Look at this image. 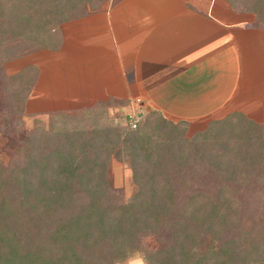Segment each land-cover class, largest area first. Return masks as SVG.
I'll return each mask as SVG.
<instances>
[{"label": "trees", "instance_id": "16d2710c", "mask_svg": "<svg viewBox=\"0 0 264 264\" xmlns=\"http://www.w3.org/2000/svg\"><path fill=\"white\" fill-rule=\"evenodd\" d=\"M225 1L264 24V0ZM98 7L0 0V68L57 49L62 22ZM147 116L124 134L110 125L53 128L56 116L25 133L10 166L0 160V264H116L137 250L146 264H264V121L234 110L188 141L158 109ZM118 145L113 153L130 155L136 185L127 201L106 179ZM156 231L160 245L146 246L142 235Z\"/></svg>", "mask_w": 264, "mask_h": 264}, {"label": "crops", "instance_id": "0c3cea01", "mask_svg": "<svg viewBox=\"0 0 264 264\" xmlns=\"http://www.w3.org/2000/svg\"><path fill=\"white\" fill-rule=\"evenodd\" d=\"M98 2L62 22L57 49L30 52L37 76L29 96L49 84L58 103L36 111L140 97L171 121L201 123L251 109L259 88L249 93L248 76L262 38L253 15L225 0Z\"/></svg>", "mask_w": 264, "mask_h": 264}, {"label": "rangeland", "instance_id": "374dc122", "mask_svg": "<svg viewBox=\"0 0 264 264\" xmlns=\"http://www.w3.org/2000/svg\"><path fill=\"white\" fill-rule=\"evenodd\" d=\"M248 13L252 15L251 12ZM253 18L251 27H253V29L256 28L255 32L258 34L261 33L260 35L262 38L260 41L259 55L256 57L257 62L254 66H251L253 72L248 76L250 84L248 90L250 93L251 89L255 90L259 88V91L256 97L252 96V94L248 97V104L251 109L247 113L241 112L248 118H251L254 123L261 124L264 121V24H258L254 15ZM31 55L32 53L30 54V52H28L20 57L8 60V62H4L3 67L0 68V160L6 163L7 166H10L12 161L16 159V150L25 133L38 125L46 128L51 117L56 116L53 128L84 125L86 128L91 129L93 126L110 125L113 128L121 129L122 134H124L123 131L131 128L130 122L132 120L146 121L148 111L153 109L147 108V106L143 107V102L140 97L123 98L127 100L123 103H121L122 100L119 101L121 98L106 97L99 100L96 104L108 100V105H105V103L95 110H93L94 108L88 109L76 106L74 107L76 109L66 108V110L61 113L49 112L53 109L36 111L40 109V106H46V109H48L58 103L55 102L56 100H54V97H50L56 90H54L55 88L53 86H51L53 87L51 89L49 84L37 87V91H34V94L29 96L33 88V83L31 84ZM22 67L26 68L23 71H19ZM245 75L246 73L244 74L246 78L247 75ZM26 98L29 100L28 104H25ZM75 100L76 99H73L71 103H77ZM217 118L222 117L210 118V120ZM236 119L235 116L233 121ZM208 121L209 120L198 123L197 121L189 122L188 120H170V122L176 123L178 127L175 132H178L181 138L187 140L193 139L197 134L202 133V131L206 129V125L209 123ZM240 131L241 130H235L231 135L235 136L237 133H242L243 135V131ZM169 135L171 136V132L164 134V136ZM120 147H122L121 144ZM120 147L118 145L116 149L111 150L106 179L113 186L117 195L122 200L127 201L136 189V185L131 180L132 167L129 160L130 155L123 150L120 155L113 153L114 150H118ZM160 234V231H156L149 232V234L144 236L142 235L144 244L151 248L159 246ZM143 259V254L137 250L131 252L126 258H123L122 261L116 264H146Z\"/></svg>", "mask_w": 264, "mask_h": 264}, {"label": "built area", "instance_id": "2783aa9c", "mask_svg": "<svg viewBox=\"0 0 264 264\" xmlns=\"http://www.w3.org/2000/svg\"><path fill=\"white\" fill-rule=\"evenodd\" d=\"M135 121H136V120L134 119V120H132V121L130 122V126H131V127H134V125H135Z\"/></svg>", "mask_w": 264, "mask_h": 264}]
</instances>
